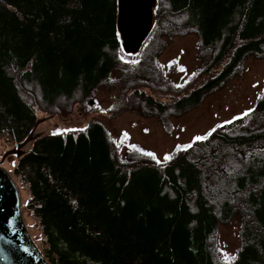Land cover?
I'll return each mask as SVG.
<instances>
[{
	"label": "trees",
	"instance_id": "obj_1",
	"mask_svg": "<svg viewBox=\"0 0 264 264\" xmlns=\"http://www.w3.org/2000/svg\"><path fill=\"white\" fill-rule=\"evenodd\" d=\"M117 2L0 0V141H24L39 113L89 100L115 70L123 78L115 113L134 109L168 130L169 117L226 85L244 60H264V0H155L135 56L120 46ZM190 32L200 66L177 87L159 55L165 42ZM255 103L164 164L141 148L118 160L95 121L35 139L12 175L27 189L45 262L264 264V95ZM235 214L240 246L223 259L217 224Z\"/></svg>",
	"mask_w": 264,
	"mask_h": 264
},
{
	"label": "rangeland",
	"instance_id": "obj_2",
	"mask_svg": "<svg viewBox=\"0 0 264 264\" xmlns=\"http://www.w3.org/2000/svg\"><path fill=\"white\" fill-rule=\"evenodd\" d=\"M165 44L158 60L164 69L163 76L174 82L177 87H182L200 66L196 34L190 32L187 35L177 36ZM241 66L226 85L207 96L197 107L180 116L169 117L168 130H164L156 118H144L134 109L115 113L120 98V88L123 85L120 83L123 79L122 73L115 70L113 75L92 92L89 100L85 102L79 100V103L72 105L70 110L54 112V114L39 113L37 115L39 124L35 129V135L80 131L95 121L108 130L118 160L122 162L131 160L134 155L133 148H141L151 154L156 163L164 164L169 160H165L164 157L169 156L177 148L202 140L215 127L244 117L254 108L256 99L264 95V60L247 58ZM126 80L127 78L123 82ZM155 96L163 102L170 99L168 95ZM91 100L94 102L89 105ZM30 146L31 143L23 151L27 153ZM12 148L13 146L0 141V160L5 152ZM16 162L13 157H9L2 168L8 171L13 186L18 191L21 203L20 214L28 237L40 249L42 239L39 227L25 208L28 198L27 189H24L12 175ZM240 222L239 215L235 214L230 221L217 224L216 243L223 259L234 257L240 246L238 230Z\"/></svg>",
	"mask_w": 264,
	"mask_h": 264
},
{
	"label": "water",
	"instance_id": "obj_3",
	"mask_svg": "<svg viewBox=\"0 0 264 264\" xmlns=\"http://www.w3.org/2000/svg\"><path fill=\"white\" fill-rule=\"evenodd\" d=\"M154 0H118L117 32L124 52L134 55L151 29ZM93 101L90 102V105ZM27 139L0 160V264H47L29 239L20 214V202L7 171L2 168L9 156H24L23 149L34 139L38 126Z\"/></svg>",
	"mask_w": 264,
	"mask_h": 264
},
{
	"label": "snow or ice",
	"instance_id": "obj_4",
	"mask_svg": "<svg viewBox=\"0 0 264 264\" xmlns=\"http://www.w3.org/2000/svg\"><path fill=\"white\" fill-rule=\"evenodd\" d=\"M197 139H202V137H197ZM148 155H151V154H148ZM170 158H171V157H170V156H167V155L164 157L165 160H168V159H170Z\"/></svg>",
	"mask_w": 264,
	"mask_h": 264
},
{
	"label": "bare ground",
	"instance_id": "obj_5",
	"mask_svg": "<svg viewBox=\"0 0 264 264\" xmlns=\"http://www.w3.org/2000/svg\"><path fill=\"white\" fill-rule=\"evenodd\" d=\"M117 4H118V2H117ZM117 14H118V12H117ZM117 20V19H116ZM117 26V25H116ZM116 30H117V28H116ZM116 33H118L117 31H116ZM118 36H119V33H118ZM119 43H120V38H119ZM120 46H121V43H120ZM122 47V46H121Z\"/></svg>",
	"mask_w": 264,
	"mask_h": 264
}]
</instances>
